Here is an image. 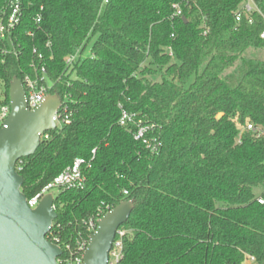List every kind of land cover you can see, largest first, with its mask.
<instances>
[{"label":"trees","instance_id":"16d2710c","mask_svg":"<svg viewBox=\"0 0 264 264\" xmlns=\"http://www.w3.org/2000/svg\"><path fill=\"white\" fill-rule=\"evenodd\" d=\"M244 2L21 0L17 54L0 59L5 96L45 67L71 121L16 165L20 190L30 199L75 159L90 162L83 188L54 198L48 242L87 239L90 219L130 203L118 264H264V139L240 136L264 129V21L237 23ZM123 111L148 146L119 126Z\"/></svg>","mask_w":264,"mask_h":264},{"label":"water","instance_id":"95a60500","mask_svg":"<svg viewBox=\"0 0 264 264\" xmlns=\"http://www.w3.org/2000/svg\"><path fill=\"white\" fill-rule=\"evenodd\" d=\"M9 101L7 128L0 130V264H56L61 251L46 239L56 218L54 200L47 195L37 208L29 209L15 165L36 152L42 134L55 130L60 101L49 94L36 110L28 111L17 79L10 84ZM130 209V203H123L97 222L84 264H107L115 234L126 223Z\"/></svg>","mask_w":264,"mask_h":264},{"label":"built area","instance_id":"2783aa9c","mask_svg":"<svg viewBox=\"0 0 264 264\" xmlns=\"http://www.w3.org/2000/svg\"><path fill=\"white\" fill-rule=\"evenodd\" d=\"M102 4L105 5L109 0H101ZM42 11V8L39 9V12ZM256 12L259 14L263 21L264 16L258 10L255 0H245L243 5L240 7L239 12L235 15V21L239 23L243 17L248 19V23L252 24V14ZM176 16L180 15V11H177ZM24 18V11L21 6V0H6L5 8H2L0 11V59L5 58L6 56H16V44L17 38L16 33L19 29L21 22ZM41 15L38 13L35 18V24H40ZM28 36H32V33H28ZM259 39L264 42V30L260 33ZM33 54H36V50H33ZM41 57V56H39ZM78 58V53L69 56L66 59V64L70 66ZM23 91H24V100L25 105L28 111L32 112L36 110L49 95L50 85L46 78L45 67H41L39 74L35 73L34 77H31L25 74L20 80ZM10 115V101L7 100L4 88L0 83V130L7 128V121ZM71 113L68 112L66 107L61 105L56 111L54 120L56 122V128L60 125H69L70 124ZM119 126L125 127L128 124L136 126V131L133 133V138L137 142H142L144 145L148 146V142L144 139V135L147 132V128L141 125L140 122L135 121V116L126 112H121V116L118 121ZM244 132L251 133L257 139H264V129L261 126L255 125L253 123L246 124L240 130V136ZM48 132L40 136V142L48 140ZM95 155V150L91 151V158L93 159ZM19 160L17 164H20ZM16 173L20 170V167L16 169ZM90 167V162H87L83 159H75L72 165L66 168L60 175H58L50 184L43 188V190L30 199H26V204L29 209L34 210L38 207L42 199L51 195L53 200L54 198L62 191L70 189H81L85 183L84 170ZM18 174V173H17ZM53 194H49V193ZM261 203V201H259ZM55 211L54 205L52 206ZM101 213H98L97 219L89 220L86 223V228L88 232L87 239L76 240L73 244L67 243L64 246L59 245V238L52 236L51 244L58 247L61 251V255L56 259V264H84V255L89 245V238L92 234L95 233L97 229V222L103 217L100 216ZM125 231L117 230L114 240L112 242L111 249L108 253V262L107 264H118L120 259V250H121V238L123 237ZM253 262V258H248Z\"/></svg>","mask_w":264,"mask_h":264},{"label":"rangeland","instance_id":"374dc122","mask_svg":"<svg viewBox=\"0 0 264 264\" xmlns=\"http://www.w3.org/2000/svg\"><path fill=\"white\" fill-rule=\"evenodd\" d=\"M89 47L90 46H88L86 52L82 55L83 57H87L89 55ZM256 57L264 60V52L261 51V52L256 53ZM49 194H53V193L50 192ZM122 230H123V228H122ZM245 264H254V263L251 262L249 259H247Z\"/></svg>","mask_w":264,"mask_h":264}]
</instances>
